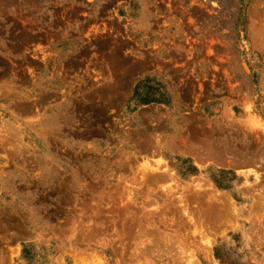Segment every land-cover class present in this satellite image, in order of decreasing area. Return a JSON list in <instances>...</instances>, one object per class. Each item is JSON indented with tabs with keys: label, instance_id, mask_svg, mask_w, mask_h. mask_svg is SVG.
I'll use <instances>...</instances> for the list:
<instances>
[{
	"label": "rangeland",
	"instance_id": "374dc122",
	"mask_svg": "<svg viewBox=\"0 0 264 264\" xmlns=\"http://www.w3.org/2000/svg\"><path fill=\"white\" fill-rule=\"evenodd\" d=\"M0 264H264V0H0Z\"/></svg>",
	"mask_w": 264,
	"mask_h": 264
},
{
	"label": "bare ground",
	"instance_id": "6f19581e",
	"mask_svg": "<svg viewBox=\"0 0 264 264\" xmlns=\"http://www.w3.org/2000/svg\"><path fill=\"white\" fill-rule=\"evenodd\" d=\"M212 149H213V148H212ZM256 156H257V155H256ZM221 158H222V157H221ZM245 158H246V157H245ZM247 158H248V157H247ZM247 158H246V160H249V159H247ZM250 158H251V157H250ZM199 159H200V158H199ZM251 159H252V158H251ZM198 161H199V160H198ZM200 161H201V160H200ZM226 162H228V161H226ZM202 163H203V162H202ZM151 173H152V172H151ZM155 174H156V173H155ZM158 175H159V174H158ZM257 177H258V176H257ZM258 179H261L260 176H259ZM192 184H193V183H192ZM199 184H200V186L202 185L201 183H198L197 185H199ZM193 185H194V184H193ZM195 185H196V184H195ZM206 185H207V184H206ZM209 185H210V184H209ZM202 186H203V185H202ZM222 194H223V193H222ZM223 199H224V198H223ZM229 201H230V200H229ZM219 204H220V203H219ZM221 205H222V204H221ZM217 206H218V205H217ZM231 206H232V205H231ZM219 207H220V206H219ZM219 207H218V208H219ZM208 209H209V207H208ZM211 209H212V208H211ZM226 209H227V207H226ZM231 209H232V208H231ZM214 210H215V209H214ZM217 211L219 212L218 209H217ZM221 211H222V210H221ZM221 211H220V213L223 214L224 212H221ZM223 211H225V209H224ZM227 211H229V210H227ZM231 211H232V210H231ZM231 211H230V212H231ZM215 212H216V211H215ZM215 212L213 211L212 213L214 214ZM218 212H217V213H218ZM230 212H228V213H230ZM225 213H227V212H225ZM230 214H231V213H230ZM216 215H217V214H216ZM216 215H214V216H216ZM225 215H226V214H225ZM219 217H220V216H219ZM206 250H207V249H206ZM208 250H209V249H208ZM209 254H210V253H209Z\"/></svg>",
	"mask_w": 264,
	"mask_h": 264
}]
</instances>
